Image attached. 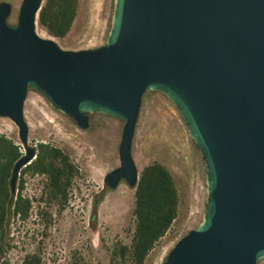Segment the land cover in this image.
Returning a JSON list of instances; mask_svg holds the SVG:
<instances>
[{"label":"water","instance_id":"95a60500","mask_svg":"<svg viewBox=\"0 0 264 264\" xmlns=\"http://www.w3.org/2000/svg\"><path fill=\"white\" fill-rule=\"evenodd\" d=\"M41 0H21L16 23L0 2V118L27 145L28 90L80 130L99 114L122 123L118 167L103 184L134 189L130 146L151 92L178 114L205 171L204 212L161 264H257L264 259V0H112L103 44L62 50L34 31Z\"/></svg>","mask_w":264,"mask_h":264},{"label":"rangeland","instance_id":"374dc122","mask_svg":"<svg viewBox=\"0 0 264 264\" xmlns=\"http://www.w3.org/2000/svg\"><path fill=\"white\" fill-rule=\"evenodd\" d=\"M0 2L10 5L6 22L14 25L21 0ZM111 7L112 0H78L75 18L63 38L48 36L36 21L34 31L62 50L96 48L105 40ZM22 115L27 126V145L34 147L37 142H47L64 150L80 175L73 181L66 207L58 215L54 207L48 209L53 223L45 238L40 236L42 228L35 214V202L25 223L10 222L6 233L11 248L3 250L1 259L7 264H21L25 254L38 251L41 264H68L71 256L90 264H108L114 244L128 245L132 230L133 189L124 182L114 190L103 184L104 175L119 165L117 146L122 123L92 114L87 116V129L80 130L32 90L26 93ZM0 133L19 144L17 129L8 119L0 118ZM130 157L137 175L149 163L164 166L177 190V218L143 263L161 264L175 241L201 219L205 171L178 114L157 93L146 92L141 97ZM23 179V194L37 198L42 179L29 176ZM98 196L101 201L91 218V207ZM257 264H264V259Z\"/></svg>","mask_w":264,"mask_h":264},{"label":"trees","instance_id":"16d2710c","mask_svg":"<svg viewBox=\"0 0 264 264\" xmlns=\"http://www.w3.org/2000/svg\"><path fill=\"white\" fill-rule=\"evenodd\" d=\"M78 0H44L36 14V24L48 36L63 38L73 23ZM34 158L18 171L15 192L10 193L9 178L14 163L23 155L22 147L0 133V264L3 250L11 248L6 230L10 222L25 223L36 203V217L45 238L53 223L50 207L58 215L67 205L73 181L79 177L77 166L62 149L47 143L34 144ZM23 176L42 179L37 198L23 194ZM98 196L91 207L94 218ZM179 198L168 170L157 162L144 166L137 176L131 208L132 230L128 245L116 242L109 252L108 264H143L148 254L166 235L177 218ZM21 264H41L38 251L25 254ZM68 264H90L71 256Z\"/></svg>","mask_w":264,"mask_h":264}]
</instances>
